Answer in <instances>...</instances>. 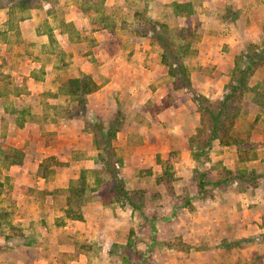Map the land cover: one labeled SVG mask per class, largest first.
I'll return each instance as SVG.
<instances>
[{
	"label": "rangeland",
	"instance_id": "obj_1",
	"mask_svg": "<svg viewBox=\"0 0 264 264\" xmlns=\"http://www.w3.org/2000/svg\"><path fill=\"white\" fill-rule=\"evenodd\" d=\"M163 36L192 89H175ZM247 56L243 141L226 145L194 96L222 99ZM84 74L101 92L85 104L62 92ZM262 98L264 0H0V264H264Z\"/></svg>",
	"mask_w": 264,
	"mask_h": 264
},
{
	"label": "trees",
	"instance_id": "obj_2",
	"mask_svg": "<svg viewBox=\"0 0 264 264\" xmlns=\"http://www.w3.org/2000/svg\"><path fill=\"white\" fill-rule=\"evenodd\" d=\"M173 4L175 6L176 14L191 16L194 12L192 2H176ZM162 27L164 28V30H168L166 24H163ZM153 30L154 32H157L156 27H154ZM161 39V45L164 49L161 57L162 62L166 66H168L169 74L174 78L175 89H192L191 79L188 75L186 66L181 60L182 55L179 53L180 51L172 47V43L167 41L165 36L161 37ZM182 52L183 55L187 54V50L184 51L183 47ZM256 56L259 58L260 54L256 53L255 57ZM170 58H172L173 60H171ZM249 58L250 59L248 63L243 67L241 66V63H239V61L236 62V65L234 67V83L231 82L226 85V92L224 93L222 99L217 101H210V99L200 93H195L194 96L195 100L198 101L199 105L201 106L200 109L204 110L208 114L207 116L212 120V134L210 138H219L220 141L226 145L239 144L243 141V139H240L239 135L235 136L234 134H232V131H234L233 125L235 124L241 113V108L236 104V101H238V98L244 92L251 90V87L249 85V77L253 72V66L255 63L252 57ZM99 87L100 85L90 75L84 74L82 77L69 79L65 83V85H63L62 92L70 96L79 98L81 102L85 104L87 95L95 92ZM254 101L259 105L264 101V98H262V101H259L258 99H255ZM261 105L264 106V103H261ZM228 120H230L229 123H227ZM220 130H222L221 136L220 133H218L220 132ZM113 135L115 136V134ZM211 139L208 140V144L211 143ZM13 151V155L16 157H18L19 154H22V151L20 149H13ZM13 160L14 162H17L16 159ZM101 160L104 163V166H112L113 168L111 169L114 170V166L116 165L111 163L110 160L107 161L105 157H103ZM172 167L173 165L170 162H167V168L159 177L160 182H170L173 179L174 172L171 171ZM95 173L98 174V172ZM87 176L88 171L86 169H83L81 171L80 177L77 180L72 181L70 185L65 189L68 194V205H70V207L67 209V214L70 217L82 218L83 216L81 212L75 211V209L73 208V203L78 205L83 202L84 195L88 189V183L86 181ZM113 185L117 188V190H120L121 192L123 191V189H121V186L117 184V181L113 183ZM105 198L106 197H104V199Z\"/></svg>",
	"mask_w": 264,
	"mask_h": 264
},
{
	"label": "crops",
	"instance_id": "obj_3",
	"mask_svg": "<svg viewBox=\"0 0 264 264\" xmlns=\"http://www.w3.org/2000/svg\"><path fill=\"white\" fill-rule=\"evenodd\" d=\"M100 33H101L100 35H96L97 38L105 40L106 44H107V43H112V42L110 41V38L107 37V36H109L108 33L104 32V31H103V32H100ZM111 39H112V38H111ZM217 48H219V46H218ZM84 66H85V67L82 68L83 71H85V72H87V73H90V74H93L94 77H96V75H98V70L95 68L94 65H92V64H90V63H85ZM99 66H100V67H103L104 64L101 63ZM156 67H158V66L156 65ZM160 67H161V66H160ZM130 68H131V67H130ZM110 73H111V72H110ZM110 73H109V74H110ZM153 74H155V76H159V75H158L159 73H158V71H156V70L153 72ZM102 90H103V88H102ZM100 93H101V92L96 91V92H94V93L89 94L88 97L91 98L93 95H99ZM101 101L103 102L104 100L101 99ZM111 115H112V114H111ZM123 130L125 131V129H123ZM124 131H121V132H124ZM119 133H120V132H119ZM119 133H118V134H119Z\"/></svg>",
	"mask_w": 264,
	"mask_h": 264
}]
</instances>
